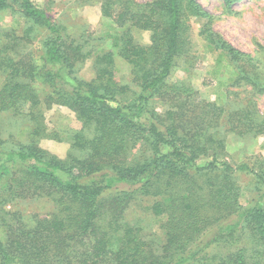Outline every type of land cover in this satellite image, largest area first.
Segmentation results:
<instances>
[{
	"label": "trees",
	"instance_id": "obj_1",
	"mask_svg": "<svg viewBox=\"0 0 264 264\" xmlns=\"http://www.w3.org/2000/svg\"><path fill=\"white\" fill-rule=\"evenodd\" d=\"M241 1L223 0L228 12ZM103 7L128 28L108 38L134 88L118 83L115 54L87 32L73 38L32 0H0V12L12 9L22 21L20 32L0 37V121L26 123L18 134L0 126V264H264V160L227 161L228 137H264V116L254 102L227 111L198 99L188 83H169L177 61L189 57L191 17L211 15L198 0H105ZM133 30L150 33V45ZM201 35L219 51L215 78L241 67L239 51L206 28ZM91 59L95 79L79 80ZM254 61L235 85L263 93ZM55 106L82 128L50 132L45 115ZM42 140L70 150L60 158ZM244 176L252 180L248 205L240 201ZM45 200V216L6 210ZM154 220L156 231L145 225Z\"/></svg>",
	"mask_w": 264,
	"mask_h": 264
},
{
	"label": "rangeland",
	"instance_id": "obj_2",
	"mask_svg": "<svg viewBox=\"0 0 264 264\" xmlns=\"http://www.w3.org/2000/svg\"><path fill=\"white\" fill-rule=\"evenodd\" d=\"M32 1L38 7L47 8L57 22L67 27L73 38L82 37V31H85L88 36L97 40L95 44L99 50L113 52L116 60L118 83L134 88L130 82L129 66L118 56V50L113 48L112 40L108 38L111 35H120L126 32L128 28L118 27L104 13L105 0ZM135 1L144 4L152 0ZM198 2L211 15V18L199 20L191 17L188 22L190 25L188 33L190 37L189 57L183 60L180 58L177 61V66L169 79V83L173 84L180 81L188 83L198 93V99L216 104L227 111L254 102L259 114L264 116V92L254 93L251 86L244 82L235 85L241 67L249 70V60L251 59L255 60L254 63L264 79V0H242L233 6L232 12L226 10L223 0H198ZM21 24L22 21L18 15L13 13L12 9L0 12V37L15 30L20 32ZM204 28L211 32L218 42L222 40L243 55L241 56L242 61L239 62L241 67L236 69L230 66L219 77L213 76L219 51L215 49L213 44L209 43L206 36L201 35ZM132 33L138 43L150 45V33L138 30H133ZM188 59L190 64L186 63ZM77 78L88 82L95 79L93 59L85 64ZM2 80L0 75V84ZM45 117L50 132H57L63 136L69 131L74 132L82 128V124L76 120L75 114L64 107L55 106L46 112ZM0 126L5 132L14 131L15 134H18L25 130L26 123L6 116L0 121ZM7 134L5 133V138L8 137ZM17 139L21 142L26 140L20 135L17 136ZM40 147L60 158H65L70 150L69 143H58L52 140H42ZM227 152V161L232 164H255L257 159L264 160V137L260 136L249 141H237L233 136H229ZM251 183L252 180L247 176L238 181V185L242 188L240 201L243 205H248L253 197ZM6 210L9 213L21 211L24 217L37 214L45 216L51 211V207L45 200L19 202L15 205L6 206ZM138 213L140 216L147 215L142 211ZM159 224L155 220L152 224L145 223L149 230L155 231L158 230Z\"/></svg>",
	"mask_w": 264,
	"mask_h": 264
}]
</instances>
